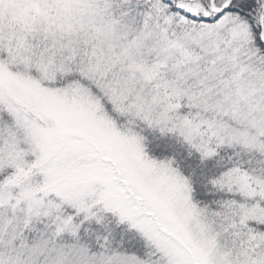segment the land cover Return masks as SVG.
Listing matches in <instances>:
<instances>
[{
  "label": "snow or ice",
  "instance_id": "snow-or-ice-1",
  "mask_svg": "<svg viewBox=\"0 0 264 264\" xmlns=\"http://www.w3.org/2000/svg\"><path fill=\"white\" fill-rule=\"evenodd\" d=\"M0 264H264V0H0Z\"/></svg>",
  "mask_w": 264,
  "mask_h": 264
}]
</instances>
